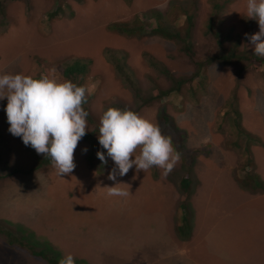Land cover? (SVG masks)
<instances>
[{
	"label": "rangeland",
	"instance_id": "rangeland-1",
	"mask_svg": "<svg viewBox=\"0 0 264 264\" xmlns=\"http://www.w3.org/2000/svg\"><path fill=\"white\" fill-rule=\"evenodd\" d=\"M168 1L2 0L0 74L35 71L61 79L62 62L87 58L88 70L79 76L78 85L86 86L84 107L100 123L105 104L136 105L107 61V49L126 53L143 88L152 85L144 53L165 64L175 76L188 77L195 72L196 61L219 52L201 31L207 0H198L192 59L175 42L150 31L153 19H147L141 36L110 28L111 22L130 20L152 8L165 11ZM56 9L58 15L50 19L48 13ZM246 13L247 0L233 1L224 25L247 37L244 45L252 50L249 37L259 31V24ZM234 90L242 126L261 142L251 144L250 150L252 171L264 181V64L214 61L189 87L184 85L181 92L139 109L137 113L157 122L181 153L168 175L158 167L144 172L133 165L126 175L108 179L116 166L100 145L98 133L92 163L90 146L82 138L74 151L76 167L71 174L61 176L51 162L36 168L37 152L9 132L7 99H0V224L48 240L63 258L71 253L85 264H264V191L249 193L238 185L236 179L249 169L244 167L243 145L240 148L238 143L243 137L223 114ZM91 129L88 122L86 130ZM98 151L105 154L104 166ZM182 160L198 180L190 198L195 212L192 235L185 241L174 232L181 217L177 182L185 171ZM116 183L129 195L108 196L106 187ZM5 241L0 234V264H47Z\"/></svg>",
	"mask_w": 264,
	"mask_h": 264
},
{
	"label": "trees",
	"instance_id": "trees-1",
	"mask_svg": "<svg viewBox=\"0 0 264 264\" xmlns=\"http://www.w3.org/2000/svg\"><path fill=\"white\" fill-rule=\"evenodd\" d=\"M124 1L126 4L132 2V0ZM233 1L235 0H207L209 6L208 13L202 23L201 31L205 36L211 38L214 43L213 45L219 52L206 57L204 60L196 61V70L191 76L177 77L165 64L150 54L144 53L143 59L150 68L148 77L151 79L152 85L149 88H143L135 71L127 62L126 53L120 49H107L105 53L107 61L113 68L121 84L131 91L136 100V105L128 107L122 103L111 102L104 105L103 113L109 107H117L120 109L129 108L138 112L142 106L148 105V103L154 100H160L171 93H179L182 91L184 85L189 87L191 82L200 76L203 68L214 61L229 64L233 60H243L248 65L255 67L264 64V57L255 55L254 49L251 50L244 45L247 37L241 38L240 34L234 31L233 26L224 25L225 13ZM1 4L2 0H0V11H2ZM197 7L198 0H169L168 8L165 11L152 8L143 12L142 15L134 14L130 20L111 22L110 28L121 34L141 36L145 33L146 26L151 25L150 31L152 33L159 37L172 40L178 45L179 50L192 59L195 56L192 36ZM56 15H58L57 9L48 13L50 19ZM179 15L182 18L177 23L175 21ZM147 19H153L154 22L147 25ZM88 64L89 61L87 58H74L70 61L62 62L60 64L61 79H70L78 85V82H80L79 76L87 72ZM225 106L226 110L223 114L225 118L229 119L230 127L236 130L238 135L243 137L241 139L243 142L240 143L238 140V143L240 148L243 145L242 149L246 158L244 167L249 168L242 177L236 179L237 183L249 193H262L264 191V181L256 172L252 171L254 162L250 150L251 144L261 143L260 139L242 126L240 119L241 113L238 109L235 90L227 99ZM162 118L165 120L168 119L165 115H162ZM87 120L89 123H92V129L89 131L86 130L83 138L90 146L88 160L92 163L94 158L93 154L98 148L94 135L99 134L100 123L98 119L94 120L90 115L87 117ZM35 157L37 160L36 168L51 162L50 158L42 154L35 155ZM182 165V167H185V171L177 182L179 194L178 208L181 210V217L180 222L174 225V232L178 239L185 241L190 239L192 235L195 212L190 198L198 180L193 176L191 168L185 166L184 160H182ZM0 234L4 235L5 242L8 246L25 249L30 255L42 259L47 264H59V260L63 258L60 251L52 246L48 240H40L39 237H34L33 234L19 227L0 224ZM75 264H85V262L75 260Z\"/></svg>",
	"mask_w": 264,
	"mask_h": 264
},
{
	"label": "clouds",
	"instance_id": "clouds-1",
	"mask_svg": "<svg viewBox=\"0 0 264 264\" xmlns=\"http://www.w3.org/2000/svg\"><path fill=\"white\" fill-rule=\"evenodd\" d=\"M246 17L258 21L259 31L249 39L254 54L264 57V0H247ZM86 93V86L50 73L0 74V99H7L9 132L37 154L50 158L61 176L71 174L76 167L74 151L88 129L89 113L83 107ZM98 139L115 163L108 174L113 181L117 175H126L133 165L144 172L158 167L168 175L181 158L172 138L162 134L157 122L129 108L109 107L100 118ZM97 157L107 164L104 152L98 151ZM119 184L106 187L107 195L128 196ZM59 264H75L74 256L67 254Z\"/></svg>",
	"mask_w": 264,
	"mask_h": 264
},
{
	"label": "crops",
	"instance_id": "crops-1",
	"mask_svg": "<svg viewBox=\"0 0 264 264\" xmlns=\"http://www.w3.org/2000/svg\"><path fill=\"white\" fill-rule=\"evenodd\" d=\"M149 253H150V251H149Z\"/></svg>",
	"mask_w": 264,
	"mask_h": 264
}]
</instances>
